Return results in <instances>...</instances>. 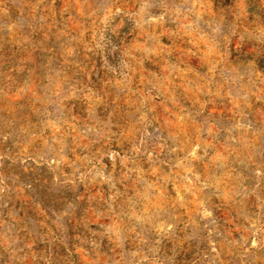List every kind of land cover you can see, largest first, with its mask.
<instances>
[{
  "label": "rangeland",
  "instance_id": "374dc122",
  "mask_svg": "<svg viewBox=\"0 0 264 264\" xmlns=\"http://www.w3.org/2000/svg\"><path fill=\"white\" fill-rule=\"evenodd\" d=\"M0 264H264V0H0Z\"/></svg>",
  "mask_w": 264,
  "mask_h": 264
}]
</instances>
